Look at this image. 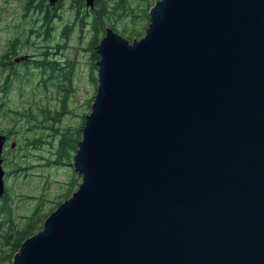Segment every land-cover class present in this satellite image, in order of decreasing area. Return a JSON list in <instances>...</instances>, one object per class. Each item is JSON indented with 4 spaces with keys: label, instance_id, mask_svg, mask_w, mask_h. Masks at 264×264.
<instances>
[{
    "label": "water",
    "instance_id": "obj_1",
    "mask_svg": "<svg viewBox=\"0 0 264 264\" xmlns=\"http://www.w3.org/2000/svg\"><path fill=\"white\" fill-rule=\"evenodd\" d=\"M148 17L96 44L82 181L12 264H264V0H157Z\"/></svg>",
    "mask_w": 264,
    "mask_h": 264
},
{
    "label": "rangeland",
    "instance_id": "obj_2",
    "mask_svg": "<svg viewBox=\"0 0 264 264\" xmlns=\"http://www.w3.org/2000/svg\"><path fill=\"white\" fill-rule=\"evenodd\" d=\"M128 1L132 6L143 4V0ZM72 2L73 0H63L58 10L59 17L52 20L55 38L51 42L53 48L49 51L51 53L49 59L52 61L59 60L64 65L70 61L72 64L71 84H64L70 89L65 97L67 112L53 122L48 119L51 111L59 110L57 108L63 98V90L60 89V85L57 86L61 78L59 72L57 73L60 76H53L46 84L42 82L41 87L38 86L40 82L38 75L32 82L25 84L21 82L19 88L16 87L17 83L13 82L4 100L2 109L6 110L0 124L14 135L11 138L16 140L17 146V150H12L8 154L11 173L6 177L7 191L13 197L16 224L22 223L27 216L37 210L41 215L48 214L58 202L66 199L67 194L73 193L82 181V175L74 169L73 161L78 141L82 137L83 122L91 111L92 101L97 92L98 66L94 67L92 62L94 50L89 51L87 46L91 28L88 23L82 27V14L77 18V11L70 7ZM5 6L8 10L19 8L18 1L9 0ZM80 9L83 12V8ZM131 17L129 14L117 19L112 17L110 22L115 23L120 29L136 27L144 30L142 18L134 20ZM62 32L66 35L63 34L61 39L59 35ZM57 41H60L62 48L57 46ZM63 69L65 70V67ZM40 107L50 109H39ZM59 140L60 149L57 148ZM57 149L62 155L59 161ZM16 155L14 168L12 158ZM6 264H12V259L11 263Z\"/></svg>",
    "mask_w": 264,
    "mask_h": 264
},
{
    "label": "flooded vegetation",
    "instance_id": "obj_3",
    "mask_svg": "<svg viewBox=\"0 0 264 264\" xmlns=\"http://www.w3.org/2000/svg\"><path fill=\"white\" fill-rule=\"evenodd\" d=\"M8 1L0 0V120L6 110L2 109L6 93L13 82H16V87L19 88L21 82L24 84L32 82L33 78L38 75L40 80L38 86H40L42 82L46 84L47 80L51 81L53 76L57 77L59 73L62 75L65 67L59 60L49 59L51 56L49 51L53 48L51 42L55 38L52 20L59 17L58 10L63 0L55 2L52 0H11V2L18 1L17 10H8L5 6ZM63 34L65 33L62 32L59 35L61 39ZM59 42L57 41V46L62 48ZM66 45L64 46L67 47ZM53 65H56V71ZM9 110L13 112L12 109ZM2 125L0 124V136L6 138L0 155L4 170L1 177L4 187L0 199L8 190L6 177L11 173L8 154L12 150H17L16 140L11 138L14 135L9 130L6 131ZM12 132L14 134L15 130ZM12 159V165H14L17 155Z\"/></svg>",
    "mask_w": 264,
    "mask_h": 264
},
{
    "label": "trees",
    "instance_id": "obj_4",
    "mask_svg": "<svg viewBox=\"0 0 264 264\" xmlns=\"http://www.w3.org/2000/svg\"><path fill=\"white\" fill-rule=\"evenodd\" d=\"M156 1L157 0H143V4L141 6L136 4L135 6H132L130 5V2L128 0H95L94 5L92 7H88L86 6L85 0H73L70 7L77 11V18L80 14H82V27H84L85 23H88V26L91 28V36L87 46L89 51L90 49L94 50V56L91 57L94 67H96V61L98 58L96 44H98L100 39L104 36V31H106V28L111 25L112 28L115 29V31L122 33V35H124L131 41L133 39L141 38L145 33V28L147 27V24L149 23V10ZM81 7L83 8V12L80 9ZM128 14L131 15V18H134V20L142 18L144 30H139L136 27H132V29H128L127 27L120 29L115 25V23L110 22V18L112 17H115L117 19L118 17L121 18L127 16ZM87 18L88 20H86ZM65 65V70L68 71L66 72L63 69L61 78L57 83V86L60 85V89L63 90V98L61 99V103L57 108L59 110H53L51 111V115H48V119H50L51 122L57 120L59 117H61L67 112L65 111L67 109L65 97L68 95L70 89L69 86L67 87V85L64 84H71L72 64L70 63V61H67ZM53 69L54 71H56V65H53ZM39 109L50 108L40 107ZM60 142L61 141L59 140L57 146L58 149H60ZM58 149L57 160L59 161L62 158V155L60 150ZM71 194H67L66 199ZM12 198L13 197L11 193L9 195V191L6 190L5 195L2 197V199H0V264L11 263L13 254L20 248L22 241H24L29 236L33 235L38 230H40L41 226H43L41 225V222L44 221V218H46L49 213H51L55 208H57L61 204V202H58L57 206L52 209L48 214L46 213L41 215L37 210L33 214L27 216L22 223H17V225L14 216L15 213Z\"/></svg>",
    "mask_w": 264,
    "mask_h": 264
}]
</instances>
